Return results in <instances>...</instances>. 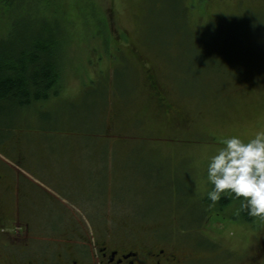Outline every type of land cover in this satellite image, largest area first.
Wrapping results in <instances>:
<instances>
[{
  "label": "rangeland",
  "instance_id": "374dc122",
  "mask_svg": "<svg viewBox=\"0 0 264 264\" xmlns=\"http://www.w3.org/2000/svg\"><path fill=\"white\" fill-rule=\"evenodd\" d=\"M34 1L67 21L69 43L55 96L0 110V162L35 183L30 243L56 224L90 240L152 232L214 264H252L264 222L232 204L197 220L218 139L264 125V0Z\"/></svg>",
  "mask_w": 264,
  "mask_h": 264
},
{
  "label": "flooded vegetation",
  "instance_id": "af4514ba",
  "mask_svg": "<svg viewBox=\"0 0 264 264\" xmlns=\"http://www.w3.org/2000/svg\"><path fill=\"white\" fill-rule=\"evenodd\" d=\"M13 160L0 162V264H214L152 232H105L96 238L91 234L90 240L74 226L56 224L47 225L51 234L39 245L31 244L27 218L35 183L13 167ZM67 228L72 231L65 232ZM263 253L260 249L252 264Z\"/></svg>",
  "mask_w": 264,
  "mask_h": 264
},
{
  "label": "trees",
  "instance_id": "16d2710c",
  "mask_svg": "<svg viewBox=\"0 0 264 264\" xmlns=\"http://www.w3.org/2000/svg\"><path fill=\"white\" fill-rule=\"evenodd\" d=\"M41 10L34 0H0V110L13 106L25 112L60 90L68 23L55 14L42 15ZM101 24L102 29L104 21ZM231 204L233 217L248 224L264 222L246 209L238 211L240 200L224 193L215 203L207 195L201 200L197 222L213 209L220 213Z\"/></svg>",
  "mask_w": 264,
  "mask_h": 264
},
{
  "label": "clouds",
  "instance_id": "9594fccd",
  "mask_svg": "<svg viewBox=\"0 0 264 264\" xmlns=\"http://www.w3.org/2000/svg\"><path fill=\"white\" fill-rule=\"evenodd\" d=\"M205 173L211 202L221 193L231 194L240 200L238 211L246 209L249 216L264 218V125L247 139L236 134L220 137L207 156Z\"/></svg>",
  "mask_w": 264,
  "mask_h": 264
}]
</instances>
